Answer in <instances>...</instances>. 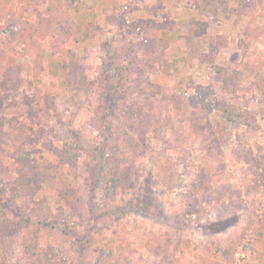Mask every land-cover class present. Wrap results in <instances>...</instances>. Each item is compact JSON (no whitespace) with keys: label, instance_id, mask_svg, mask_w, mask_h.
<instances>
[{"label":"rangeland","instance_id":"1","mask_svg":"<svg viewBox=\"0 0 264 264\" xmlns=\"http://www.w3.org/2000/svg\"><path fill=\"white\" fill-rule=\"evenodd\" d=\"M123 1L60 42L9 36L37 16L0 0V264H264V0H131L170 42L132 65Z\"/></svg>","mask_w":264,"mask_h":264},{"label":"trees","instance_id":"2","mask_svg":"<svg viewBox=\"0 0 264 264\" xmlns=\"http://www.w3.org/2000/svg\"><path fill=\"white\" fill-rule=\"evenodd\" d=\"M197 2V0H185L184 1V7L186 9H194V3ZM132 1L131 0H125L122 2V9L121 12L123 15L122 18V23L120 25L125 26L123 32L124 34L128 35L129 38V44L132 47V50L129 51L131 57L130 60V64L132 65L133 60H137V61H141L142 58H144L146 52L149 50V48H153L154 46H158L155 45V42L158 40V43H160V51L159 52H164L165 49L169 48V40L168 39H161V38H150V35L147 33V28L145 26L149 25L151 28L154 27H158V23L154 20V19H141V20H137L135 22H128V21H124V16L127 12L132 11V9L134 8V5L131 4ZM78 4H80V0H62L61 5H56L54 8V11L50 10L51 12H54V14H56L55 16L52 15H48L47 11H49L46 8H43L41 10L40 7L41 5L38 4V0H29L28 2V9L36 14V25L33 27H29V26H20V28L18 29L19 32L18 33H22L20 35H18L15 32V28L11 27V28H6V32L9 36H18L17 38H23L22 35L24 34V31H29V38L31 40H34L35 35L37 37L41 36L44 37L46 34H52L55 37L58 36V39L60 40V42H65L66 39L69 37L70 35V31L66 34V35H62L61 33H66L65 29H63V22H65V19L67 18V13H69V10H76L78 7ZM56 9V10H55ZM51 14V13H50ZM52 16V17H51ZM66 23V22H65ZM147 24V25H146ZM145 25V26H144ZM57 32V33H55ZM59 33V34H58ZM201 32L196 30L195 32H192L190 35L187 36H178V38L182 39L183 45H188V42L193 40V38H195V36H198ZM60 34L62 36H60ZM11 39V37H9ZM17 41V40H16ZM20 43V41H18V44ZM190 43V42H189ZM152 45V46H151ZM11 46V45H10ZM23 49H25V47H22ZM128 61H126V64L124 62V66L123 68L121 67V71L122 73L120 74V76H123L124 74H130V72L128 71L129 68H131V66H127ZM209 61V59L207 60ZM139 64V62H138ZM130 70V69H129ZM110 73L114 74L115 76H117L118 74L116 73V69H114L113 71H109L107 69L104 70V75L105 77L108 79V77H111ZM116 84V83H115ZM189 85L192 87V89H197L200 88V86H196V84H194L193 82H189ZM218 112H220L221 116L228 122L231 124H236V123H241V124H246L248 126H252V123L248 120V119H244L242 113H237L235 107H233L231 104L228 103H223L221 106L216 107V109ZM30 223H23V226L21 227L23 230L24 228L29 225ZM21 228L17 229L20 230ZM88 238V237H87ZM86 238V239H87ZM0 249L2 250V247H0Z\"/></svg>","mask_w":264,"mask_h":264}]
</instances>
